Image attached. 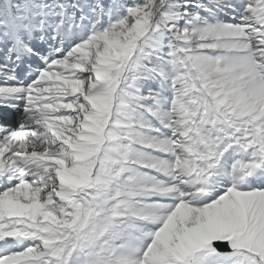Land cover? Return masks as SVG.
Segmentation results:
<instances>
[{"label":"snow or ice","instance_id":"snow-or-ice-1","mask_svg":"<svg viewBox=\"0 0 264 264\" xmlns=\"http://www.w3.org/2000/svg\"><path fill=\"white\" fill-rule=\"evenodd\" d=\"M0 264H264V0H0Z\"/></svg>","mask_w":264,"mask_h":264}]
</instances>
